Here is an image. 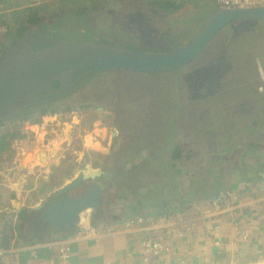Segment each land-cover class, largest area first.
Returning a JSON list of instances; mask_svg holds the SVG:
<instances>
[{
    "label": "rangeland",
    "instance_id": "obj_1",
    "mask_svg": "<svg viewBox=\"0 0 264 264\" xmlns=\"http://www.w3.org/2000/svg\"><path fill=\"white\" fill-rule=\"evenodd\" d=\"M156 1L29 0L24 4L32 6L20 15V22L24 25L39 17L53 23L61 15L65 18L60 31L43 32L60 42L88 44L101 41L144 53L163 54L162 51L167 49L181 48L197 34L204 24L201 20L210 16L207 14L214 9L211 5L215 2L166 0L180 4V10L171 13L149 6ZM2 26L5 28L0 27V58L17 38L19 29L16 21ZM35 27L32 33H40L41 28ZM251 44L257 47L253 56L244 59V52L235 51ZM228 55L237 57L233 60L236 65L228 64L231 62ZM257 58L264 65V24L244 21L222 29L207 48L181 70L163 74L113 70L86 75L67 96L50 103V112L45 116L35 114L28 121L16 119L0 125L1 137V134H7L12 137L4 139L13 138L19 142H15L14 148L0 153V177L4 181L8 177L2 172L12 174L11 179L17 181L21 189L37 184L34 197L54 186L56 180H52V176L62 180L64 176L61 175L72 176L85 163L93 169L101 166L108 175L100 180H107L112 186L102 210L114 206L116 212L112 216L121 219L128 217L133 194L137 188H142L144 181L143 171L136 173L133 163L126 161H144L149 157L167 159L172 156L173 148L182 142L183 157L187 161L183 165L188 167L190 181L200 185L198 198L209 195L217 184L226 189L237 179L226 172V161L219 160L226 157V145L232 134L240 131L239 136L243 139L242 135L247 136L250 132L249 127H255L248 115L252 116L260 108L248 99L237 109L238 115L234 114L236 108H233L231 116L219 117L215 114L218 113L216 104L226 98L229 84L235 86L239 81L233 77L235 73L246 80L252 77L251 60ZM86 102L91 103L90 106H85ZM98 107L104 109L97 110ZM261 111L264 112V108ZM262 129L256 141L264 142V127ZM61 137L65 139L62 141ZM53 139L57 141L56 155L50 156L42 150H46L45 146ZM90 145L103 146L106 150L98 152L89 148ZM35 148L37 159L30 163L27 157ZM22 154L26 159L18 160L17 164L15 157L21 158ZM254 157L256 162L260 161ZM19 165L20 169L13 175L14 168ZM24 165L26 168H22ZM255 167L257 164L249 165L246 173H251ZM236 169L234 174L240 177L239 173L244 169ZM37 176L40 177L35 182ZM153 179L156 178L148 174L147 182ZM86 189L87 185L71 191L70 195L82 196ZM46 200L48 203L49 198ZM89 212L93 216L101 213L97 209ZM262 263L264 261L257 260L254 264Z\"/></svg>",
    "mask_w": 264,
    "mask_h": 264
},
{
    "label": "crops",
    "instance_id": "obj_2",
    "mask_svg": "<svg viewBox=\"0 0 264 264\" xmlns=\"http://www.w3.org/2000/svg\"><path fill=\"white\" fill-rule=\"evenodd\" d=\"M28 1L29 0H0V27L5 28L2 26L3 24H6V22H8V24L10 22L11 24V22L14 21H16L17 26H19L18 28L22 27L23 24L20 22L22 19L20 15H23L26 8L32 6V4H24L28 3ZM24 13L27 12L25 11ZM244 21L264 24V21L259 20H240L233 23ZM255 50H257V47L251 44L244 49L241 48L235 51L244 52L246 55L244 56L245 59L249 56H253L256 53ZM227 57L231 61H229L230 63L228 64L233 66L235 64L233 60L237 57H235V55L232 58L229 57V55ZM251 63H253L252 77L246 80L241 77L240 74L235 73L236 75L233 77H236L235 80L239 79V81L235 86L229 84V89H226V98L224 100L222 99V101L226 102V106H219L218 103L216 104L219 109L226 107L224 109V114L227 115L226 110H228L229 114L233 108H236V113L234 114L237 115V109L240 108V105L243 106L242 102L248 101V98H252V95L259 96L258 99L264 100V65L260 59L251 60ZM249 73H252V71ZM233 93H236V95H233ZM232 103H234V105L231 106ZM244 105L246 106V104ZM1 135L0 153L4 152V150L7 151L8 148H14L13 145L18 141L13 138L10 140L4 139L7 134ZM7 137L9 138L12 136ZM64 139L65 137H61L62 141ZM56 143L57 141L55 139L50 140L49 144L45 146L46 150H42V152H47L52 156L55 154L54 151L57 148L55 147ZM89 148L98 152L106 150L105 147L96 145H90ZM36 151L37 149L35 148L33 151L34 154L31 153L28 155V162L34 163L35 158L37 159V155L35 154ZM25 157L26 156H23V154L21 158L18 157L19 159L15 157V162L18 164V160L21 161V159H26ZM182 161L183 162H181V159L175 160L172 156L164 160L161 158L153 159L149 157L144 161H139L137 159L126 161L127 163H133L136 173H141V171L144 173V181L141 185L142 188H137L133 194L134 201L129 207L130 213L128 217L156 212L166 213L156 214L159 216L178 214L190 209L196 201L204 200H200L197 195L200 188L199 182L193 184L190 181L191 176L187 173L188 167L183 165L187 162L186 158L183 157ZM31 165L32 167L34 166L33 164ZM20 167L19 165V168L18 166L14 168L13 175L18 172ZM82 167L72 176L61 175L64 176L62 180L61 177L52 176V180H56L54 186L50 185V190H44L34 197H32V194L38 189L37 184L28 189H21L17 181L11 179L10 176L12 174L2 172L8 179H4L3 181V177H0V245L6 248L16 247L18 249L15 252L8 253L2 264H142L139 254L134 251L132 241L129 237L124 235L112 236L101 240H84L76 242L72 246V255L68 262H65L59 257L57 241L72 235L75 233L76 229L68 232H59L53 229L48 223L41 221L42 211L35 210V207L45 203L47 201L46 198H50L60 187L73 179ZM22 168H26L25 165L22 166ZM148 174L150 176L153 175L156 179L147 182ZM184 174L185 176H183ZM42 175L43 174H40V176ZM40 176H37L35 182H37ZM157 180L158 183L156 182ZM159 183L162 185H159ZM21 186L23 187V185ZM102 208H104V206ZM102 208L97 209L101 212L98 216L92 215L93 219L116 221V218L112 216L114 214L113 212H116L114 206H112V208L110 207L109 210H102ZM123 219L125 218H121V220ZM108 224L113 223L110 222ZM203 240L204 239L199 238L197 235L188 245L178 244L176 248L177 252L174 249H172V251L170 250L173 254L170 255L171 260L168 263L153 260L150 264H176L175 260L177 262V257L182 251H185V249L193 251L195 254L204 252L209 256V253H211V244H207ZM198 241H202V243H198ZM173 247H175V245H173L172 248ZM261 250L262 248L254 246L248 252L247 256L249 257L247 258L234 260L225 257L220 258V262L222 264L257 263V260L260 261V259L254 256Z\"/></svg>",
    "mask_w": 264,
    "mask_h": 264
},
{
    "label": "water",
    "instance_id": "obj_3",
    "mask_svg": "<svg viewBox=\"0 0 264 264\" xmlns=\"http://www.w3.org/2000/svg\"><path fill=\"white\" fill-rule=\"evenodd\" d=\"M240 20L264 21V5L218 7L187 44L163 54L144 53L101 41L68 44L51 37L47 39L52 40L53 45L36 50L32 38L42 35L23 36L0 58V123L16 119L32 106L65 97L86 75L113 70L145 74L181 70L194 61L222 29ZM107 175L101 166L93 169L85 163L73 179L51 195L48 203L35 207L42 211L41 221L59 232L73 230L83 213L107 203L112 186L109 181L100 180ZM85 185L87 190L82 196L70 195L71 191Z\"/></svg>",
    "mask_w": 264,
    "mask_h": 264
},
{
    "label": "built area",
    "instance_id": "obj_4",
    "mask_svg": "<svg viewBox=\"0 0 264 264\" xmlns=\"http://www.w3.org/2000/svg\"><path fill=\"white\" fill-rule=\"evenodd\" d=\"M215 2L218 7L229 8L264 5V0ZM75 229V233L57 241L59 257L65 262L71 258L74 243L117 235L130 238L142 264L153 260L168 263L173 254L170 250L176 251L178 244L188 245L197 235L211 244L209 256L185 249L176 264H222L220 258L225 257L240 260L249 257L248 252L254 246L262 248L254 257L264 260V174L255 181L236 182L178 214H138L108 224L95 221L90 212H85ZM17 250L0 245V264L8 253Z\"/></svg>",
    "mask_w": 264,
    "mask_h": 264
},
{
    "label": "trees",
    "instance_id": "obj_5",
    "mask_svg": "<svg viewBox=\"0 0 264 264\" xmlns=\"http://www.w3.org/2000/svg\"><path fill=\"white\" fill-rule=\"evenodd\" d=\"M149 6L154 7L160 11H166V12H171V13H174V12L180 10V4L172 2V1H166V0H158L155 3H153V2L149 3ZM212 6L214 9L209 14L206 13L207 17L218 9V5L216 4V2H214L213 5H211V7ZM64 18H65L64 16L60 15V16L56 17V19H55L56 21H54L53 23L45 22L44 19H41L39 17L33 18L32 20H30V22H28L27 24H24L22 27H20L18 29V31H17L18 36L16 39L14 38L10 47L13 44H15L23 36H26V35L32 33L34 30L33 26H36L35 28L46 29L47 31H50V32L60 31V29L62 27V23L64 22ZM206 19L205 20L202 19L201 21H203V23H204L206 21ZM172 50L173 49H167L166 51H162V53L172 52ZM233 95H236V93H233ZM251 97L252 98H248V99L252 100L253 104L259 105V108H260V110L257 113H253L252 116H249L247 114L248 117H250V123L255 124V127H249L250 132L247 134V136H252V137L248 138L246 135H242L243 139H241L242 137L239 136L241 133L240 131H238L237 134H235V133L232 134L230 136L231 139L228 141V143L226 145V147L228 148V152L226 153V157H222L219 160L220 162L226 161V172L230 173V177H232V178L234 177L235 179H237V182L255 181L260 177V175H261L260 173H264V162H263L264 155H261V153L264 152V142L256 141V140H258L257 137L261 136V133L263 132L261 130H263L262 128L264 127V112L261 111V109L264 108V100L258 99L259 96H256V95L255 96L252 95ZM242 104H243V102H242ZM223 105L226 106V102L220 101L219 106H223ZM232 105H234V103H232L231 106ZM48 107H49V104H44V105H41L38 107H30L29 109L25 110L16 119H21L24 122V121L30 120L31 117L35 114L45 116L46 114H48L50 112V111H48L49 110ZM241 107L242 106L240 105V108ZM225 108H222V109L218 108V113L216 111L215 114H217L219 117H221L222 115H224V111H225L224 109ZM230 113L229 114L227 113L228 116L232 115ZM242 117H244V116H242ZM242 117H241V119H242ZM16 119H14V120H16ZM3 123H5V122H1L0 124H3ZM171 155H172V158L175 160L183 158L184 148L182 146V142H179V144H177L173 148ZM254 156H257L260 161L256 162ZM261 157H263V158H261ZM251 160H254V161H251ZM256 164H257V167H255L251 173H249V174L246 173L247 172L246 168H248L249 165H256ZM221 168L223 169V164H221ZM236 168L244 169L241 173H239L240 177H238L236 174H234V171L237 170ZM192 183H193V181H192ZM231 185L232 184L230 183L229 186H231ZM224 189H225V187L223 185L217 184V187L215 190L211 191V193L209 195H207L205 197H201L200 200L212 198L215 196L216 192L222 191ZM155 214H166V213H157L156 212V213H147L144 215H155ZM94 220L95 221H101L100 219H96V218H94ZM120 220L121 219L116 218V221L115 220L114 221L104 220V222L105 223H110V222L117 223V222H120Z\"/></svg>",
    "mask_w": 264,
    "mask_h": 264
},
{
    "label": "flooded vegetation",
    "instance_id": "obj_6",
    "mask_svg": "<svg viewBox=\"0 0 264 264\" xmlns=\"http://www.w3.org/2000/svg\"><path fill=\"white\" fill-rule=\"evenodd\" d=\"M40 33L39 34H41L42 35V37L40 38V37H38V36H35V37H33L32 38V46L34 47V49H42V48H44V47H48V46H51V45H53L54 44V42L52 41V40H48L47 38L48 37H51V38H53L55 41H59V40H57L54 36H52V35H48V34H46V33H43V32H45V31H47L46 29H40ZM35 35H37L38 33H34ZM54 89H57V86H55L54 85ZM67 96V95H66ZM64 98V97H63ZM62 99V98H61ZM57 100H59V99H57ZM53 101H56V100H53ZM53 101H50V102H47V103H42V104H38V105H35V106H32V107H38V106H41V105H44V104H49L50 105V103H52ZM90 104L91 103H89V102H86L85 103V106H90ZM84 106V105H83ZM27 109H29V108H27ZM26 109V110H27ZM104 108H97V110H103ZM25 111V110H24ZM90 182H88V184H89ZM87 190V189H86Z\"/></svg>",
    "mask_w": 264,
    "mask_h": 264
},
{
    "label": "bare ground",
    "instance_id": "obj_7",
    "mask_svg": "<svg viewBox=\"0 0 264 264\" xmlns=\"http://www.w3.org/2000/svg\"><path fill=\"white\" fill-rule=\"evenodd\" d=\"M260 261H264V260H260ZM254 264V263H253ZM262 264H264V263H262Z\"/></svg>",
    "mask_w": 264,
    "mask_h": 264
}]
</instances>
